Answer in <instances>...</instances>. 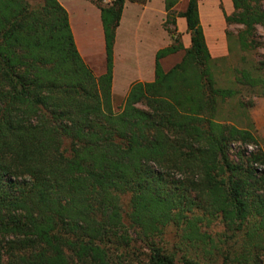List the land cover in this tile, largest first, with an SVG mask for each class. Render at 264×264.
Segmentation results:
<instances>
[{
    "label": "trees",
    "instance_id": "obj_1",
    "mask_svg": "<svg viewBox=\"0 0 264 264\" xmlns=\"http://www.w3.org/2000/svg\"><path fill=\"white\" fill-rule=\"evenodd\" d=\"M89 1L103 30L99 76L57 0H0V264H175L154 243L168 226L186 245L179 264H264V151L244 114L253 102L241 98L264 94V62L235 68V87H220L197 0H187L177 16L190 47L172 35L155 53L153 81L132 83L115 113V30L126 1L146 0ZM231 1L225 21L243 27L234 42L264 48L255 36L262 0ZM177 2L164 0L173 25ZM181 50L164 71L160 60ZM230 102L237 112L225 114ZM234 143L254 149L234 160ZM213 223L221 233H208ZM129 229L146 243L144 260L127 257Z\"/></svg>",
    "mask_w": 264,
    "mask_h": 264
},
{
    "label": "rangeland",
    "instance_id": "obj_2",
    "mask_svg": "<svg viewBox=\"0 0 264 264\" xmlns=\"http://www.w3.org/2000/svg\"><path fill=\"white\" fill-rule=\"evenodd\" d=\"M115 1V0H114ZM113 1V2H114ZM103 4L105 0L102 2ZM187 3V0H178L176 5L174 6V9L171 11V20L178 17L177 15L185 8V5ZM262 7L264 9V0L261 1ZM132 11H125V14L122 19L121 26L118 30V45H117V54L119 57L117 58L116 61V84L121 83L120 80L122 79H127V78H132V76L135 74L136 69H133L131 63L133 59V55H130L129 53H132L131 51H135L131 49L130 46H133L135 43V39L137 37L140 38L139 43V53L146 54L147 51H149V46L153 45V41L157 40V36L160 31H157L155 33V26H156V18L154 17L153 13L145 12L140 16L139 20H135L133 16ZM167 18V17H166ZM164 21L163 28L167 32L168 37L171 39V42H174V39L179 38V35L177 33V28L176 24L173 25L171 21ZM146 21L149 22V27L146 24ZM139 27V32H134V29ZM143 28H149L150 32L144 30ZM243 29L241 25L238 24H229L227 25V33L229 34V42H230V48L231 50L229 51V57L227 59L222 60H216L215 62V77L217 80V83L220 87H235L234 81H233V70L235 68H242L245 66L246 63L251 62V63H257V62H264V48L259 46L255 51L253 52H242L237 43H235V38L237 34ZM156 35V36H155ZM256 39L259 42V44H264V27H257L256 33H255ZM148 37H151L152 41L148 40ZM138 46V45H136ZM136 52V51H135ZM182 57L181 53H177L173 56L168 55L165 60L162 62V68L164 69H169V67L175 63L176 61H180V58ZM241 58L244 60L241 61ZM142 64L141 66L146 69L147 67V62L146 58H141L140 59ZM93 63H92V71L96 75L97 72L100 69H103V61L100 57L94 56L93 58ZM97 76V75H96ZM115 93L112 97V109L115 113L119 112L122 104L124 97L121 96V92H119L118 88L115 89ZM246 94V93H244ZM242 95V99L247 102L248 99L253 102V106L251 108H247L246 112L244 113L245 115L249 116V120L244 117V115L239 117V123L238 126H245L248 124V121L252 124V132L254 136L256 137L257 140V150L264 151V94L260 95L258 97L251 98H246L248 97ZM236 102H230L224 104V111L225 114L226 112H237L236 111ZM248 120V121H247ZM255 147V148H256ZM253 147H245V146H240L237 143L233 144L231 146V149L229 150V155L232 159L237 160V155L236 152L238 151H253ZM128 196L127 195H121L120 196V204H121V212L122 216L124 219V222L127 226H129L127 218H126V213L128 208ZM129 238H130V246L129 249L126 251L127 257L130 259L138 258L139 260H144L145 257L148 255L146 243L142 242L140 238L138 237V231L131 230L129 229ZM222 228L219 226L217 223H213L211 227L208 229V233L210 234H215V233H221ZM180 239V238H179ZM177 237V232L174 227L168 226L162 234L154 239V243L157 244L159 247L164 249L168 254H174L176 258V263L179 264L178 257L181 256V252L185 251L186 245L180 240L179 241ZM182 250V251H181ZM122 250H118L117 252V257L121 258L122 257Z\"/></svg>",
    "mask_w": 264,
    "mask_h": 264
},
{
    "label": "crops",
    "instance_id": "obj_3",
    "mask_svg": "<svg viewBox=\"0 0 264 264\" xmlns=\"http://www.w3.org/2000/svg\"><path fill=\"white\" fill-rule=\"evenodd\" d=\"M58 3L66 10L68 14V20L71 32L73 34L74 42L78 53L80 54L83 61L92 68L94 56H98L103 61V69L97 72V76L101 75L105 71V51H104V38L102 24L100 20L99 9L91 3L89 0H57ZM186 6V5H185ZM174 7L172 8V10ZM185 9V8H184ZM184 9L181 11L183 12ZM132 11L134 14V19L137 21L140 16L145 12H151L156 18L155 33L160 31L157 40L153 41V45L149 46V51L144 54L139 53V43L141 41L139 37L135 39L133 46H130V50L133 55V61L131 63L133 69H136L135 74L132 78L122 79L121 83L116 84V61L119 55L117 54L118 45V30L121 26L123 16L125 11ZM197 11L198 20L202 28L204 40L210 57L213 61L224 60L229 57L230 42L227 36V23L224 16H230L234 12V8L231 0H197ZM180 12V13H181ZM166 18V11L164 8V0H146L144 3H135L126 1L122 8L121 17L118 23V27L115 30L114 46H113V77L111 85L112 96L115 93V89L118 88L121 92V96L124 97L129 89V86L134 82H151L154 78V57L155 53L167 46L172 42L168 37L167 32L163 28V24ZM175 26L177 28V33L179 35V43L182 45L183 49H188L190 47V33L187 32L186 23L184 18L177 17L175 20ZM149 27V22L146 24ZM144 30L150 32L149 28H143ZM134 32H139V27L134 29ZM156 36V35H155ZM148 40L152 41L151 37ZM138 45V46H136ZM141 50V49H140ZM177 53H181L183 56V50L178 51L170 56ZM146 58L147 67L144 69L141 64V58ZM164 57L160 60L162 65ZM182 58V57H181ZM180 58V60H181ZM179 61L173 63L169 69L174 66ZM168 71L169 69H164Z\"/></svg>",
    "mask_w": 264,
    "mask_h": 264
},
{
    "label": "built area",
    "instance_id": "obj_4",
    "mask_svg": "<svg viewBox=\"0 0 264 264\" xmlns=\"http://www.w3.org/2000/svg\"><path fill=\"white\" fill-rule=\"evenodd\" d=\"M114 0H105L106 4H111Z\"/></svg>",
    "mask_w": 264,
    "mask_h": 264
}]
</instances>
